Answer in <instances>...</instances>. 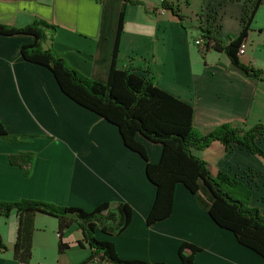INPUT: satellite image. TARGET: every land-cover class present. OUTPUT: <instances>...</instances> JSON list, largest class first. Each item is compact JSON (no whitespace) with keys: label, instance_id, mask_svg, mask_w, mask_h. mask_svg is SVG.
<instances>
[{"label":"crops","instance_id":"crops-1","mask_svg":"<svg viewBox=\"0 0 264 264\" xmlns=\"http://www.w3.org/2000/svg\"><path fill=\"white\" fill-rule=\"evenodd\" d=\"M180 20L159 0H0V23L21 27L34 18L56 26L51 46L69 65L105 83L112 60L117 24L123 11L115 66L132 67L139 76L155 77L156 85L191 105L192 123L207 131L222 123H264V82L228 68L224 53L208 50L202 57L193 44L198 26L210 27L223 43L236 37L249 0H167ZM27 34L0 35V120L18 142L0 138V200L32 198L91 210L102 202H124L132 215L118 234L103 233L121 259L179 264L178 248L199 247V264H264V258L241 245L219 227L206 211L208 196L175 186L171 213L151 224L146 217L155 186L145 174V160L128 149L117 127L79 106L59 89L45 67L25 61L20 47ZM244 64L264 69V0L247 32ZM264 137V136H262ZM261 137V138H262ZM137 140L157 163L161 145L140 134ZM32 152L30 174L8 162V155ZM194 154L213 170L236 176L251 190L250 204L264 214V163L245 148L225 149L217 141ZM18 218L0 216V237L6 249L0 264H107L89 259L91 249L80 245L83 234L72 223L62 236L67 247L58 251L56 218L37 212L33 221L32 254L28 262L13 258Z\"/></svg>","mask_w":264,"mask_h":264},{"label":"trees","instance_id":"trees-1","mask_svg":"<svg viewBox=\"0 0 264 264\" xmlns=\"http://www.w3.org/2000/svg\"><path fill=\"white\" fill-rule=\"evenodd\" d=\"M249 1L251 8L245 11L241 30L236 37L223 43L214 35L212 28H202L200 25L197 29L202 44L197 47L202 56L210 49L224 53L229 60L230 70L243 77L264 82V69L242 63L237 54L261 3V0ZM160 9H168L182 19L178 8L167 0L160 3ZM122 28L123 11L119 15L105 83L91 79L73 68L51 44L44 46L53 38L56 26L43 19L34 18L21 27L0 23V35H31L33 41L20 47V56L27 62L47 68L65 96L115 125L123 144L145 160V174L155 186L154 201L146 217L147 224L164 219L171 213L175 186L180 183L193 194L199 191L205 193L209 198L206 211L215 224L232 232L241 245L264 258V214L250 204V188L234 175L213 170L207 161L194 154V150H204L217 141L225 149L232 144L239 145L264 163V147L258 141L264 136V123L250 126L222 123L205 132L195 128L191 105L159 88L154 76H139L130 66L123 69L115 66ZM138 134L161 145L157 163L148 160L145 147L137 140ZM0 138L6 142L19 141V136L10 134L1 120ZM32 161V152L20 151L8 155V162L18 166L24 176L30 174ZM11 212H15L18 218L13 258L20 262H28L31 258L33 221L35 214L40 212L57 220L58 251L67 247L62 242L65 230L76 223L83 234L79 244H86L91 249L89 259L107 264H167L121 259L112 241L95 237L97 227L103 233L115 235L127 226L132 209L124 202H102L91 210H85L79 206L58 205L32 198L0 200V216L7 217ZM5 249L0 237V251ZM198 251L199 247L192 243H181L178 248L179 264H199L194 260Z\"/></svg>","mask_w":264,"mask_h":264},{"label":"built area","instance_id":"built-area-1","mask_svg":"<svg viewBox=\"0 0 264 264\" xmlns=\"http://www.w3.org/2000/svg\"><path fill=\"white\" fill-rule=\"evenodd\" d=\"M159 1H160V3H161V2L164 1V0H159ZM193 44H194L195 46H200V45L202 44V38H201L199 35L195 36V37L193 38ZM246 46H247V42H246L245 40H243V41L241 42V44L239 45V47H238V52H237V54H238L239 56H241V55H243V54L245 53Z\"/></svg>","mask_w":264,"mask_h":264},{"label":"rangeland","instance_id":"rangeland-1","mask_svg":"<svg viewBox=\"0 0 264 264\" xmlns=\"http://www.w3.org/2000/svg\"><path fill=\"white\" fill-rule=\"evenodd\" d=\"M195 46V45H194ZM195 48L197 49V51L199 52V54L201 55V53H200V51H199V49H198V47L197 46H195ZM202 56V55H201ZM202 57H204V56H202ZM258 141H259V143H260V145L262 146V147H264V137H262V138H259L258 139Z\"/></svg>","mask_w":264,"mask_h":264}]
</instances>
